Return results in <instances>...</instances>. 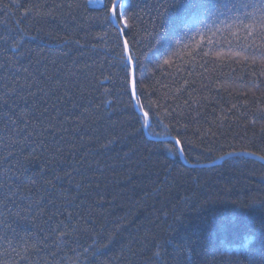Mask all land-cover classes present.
<instances>
[{
    "label": "trees",
    "instance_id": "16d2710c",
    "mask_svg": "<svg viewBox=\"0 0 264 264\" xmlns=\"http://www.w3.org/2000/svg\"><path fill=\"white\" fill-rule=\"evenodd\" d=\"M89 1L0 0V187L34 203L0 264H264V166L194 169L264 157V63L183 35L196 0H124L116 28Z\"/></svg>",
    "mask_w": 264,
    "mask_h": 264
},
{
    "label": "snow or ice",
    "instance_id": "6c2138e0",
    "mask_svg": "<svg viewBox=\"0 0 264 264\" xmlns=\"http://www.w3.org/2000/svg\"><path fill=\"white\" fill-rule=\"evenodd\" d=\"M177 3H183V0H172L171 3L163 5L165 12L157 13L161 21L168 10ZM193 7H198L199 12L193 15L184 24L181 30L183 35L187 36L191 31L201 32L202 30L210 32L212 37H216L217 34H220L224 37V43L227 44V52L229 54L235 53V55L239 56L242 53L245 60L251 59L253 63L259 60L261 63H264V0H196ZM106 11L107 20L114 28L117 27V22L123 24L124 27L128 26L125 20L126 6L124 0H112L111 4L106 6ZM159 27L162 28L161 23ZM117 31L119 32L120 30L117 29ZM229 34L231 37L230 39L228 38ZM233 41L236 42L235 47H233ZM207 44L213 45V39L208 38ZM197 46L201 47L203 51L201 45ZM213 50H215L214 46ZM221 54L222 53L217 52V58H219ZM203 55L209 56L210 52L203 51ZM121 59L124 60L126 64L125 79L131 78V99L135 101L133 107L138 109L134 113V118L139 122L142 115L145 125H148L149 114L144 111L140 99L136 95V87L139 83L135 79L137 64L133 62L132 56L129 54V45L127 41L124 42V50L121 54ZM165 63H168V61L165 60ZM233 155L236 154H229V156ZM261 159H264V157H261ZM13 184L16 185V191H13V187L6 182L0 187V227L11 229L14 234H17V239H19V231H29L27 221L33 212L34 203L31 201L25 203V200L28 198L21 194L19 177L13 181ZM2 188H7V192H4ZM28 191L32 192L33 189H29ZM44 231V229H41L37 233L35 238L36 248H41L42 245H48L49 240L52 239L50 236H45L43 234ZM47 231L57 232L60 231V228H49ZM0 239L4 240L8 244V247L11 248L21 260L29 258L18 250L16 244L9 239L7 232H5ZM29 239L32 238L29 237ZM57 246V244L52 245V247ZM24 248L27 252L29 245L24 243ZM48 250L51 251L52 248ZM7 255V252H5L6 259ZM13 264H15L14 261Z\"/></svg>",
    "mask_w": 264,
    "mask_h": 264
},
{
    "label": "water",
    "instance_id": "95a60500",
    "mask_svg": "<svg viewBox=\"0 0 264 264\" xmlns=\"http://www.w3.org/2000/svg\"><path fill=\"white\" fill-rule=\"evenodd\" d=\"M117 26H118V23H117ZM121 32V31H120ZM133 103H134V105H135V101L133 100ZM147 132V130L145 131V133ZM155 142H162V143H166V142H174V141H172V140H161V141H155ZM180 157H181V160H182V162H184V158H183V156H182V154H181V151H180ZM234 158H247V159H250V160H252V161H255V162H257V163H259V164H261V165H263L264 166V161L263 160H261V159H258V158H255V157H252V156H248V155H233V156H229V157H226V158H224V159H222V160H220V161H218V162H216V163H213V164H211V165H206V166H200V167H194V169L196 168V169H208V168H213V167H217V166H219L221 163H223L224 161H226V160H229V159H234Z\"/></svg>",
    "mask_w": 264,
    "mask_h": 264
},
{
    "label": "rangeland",
    "instance_id": "374dc122",
    "mask_svg": "<svg viewBox=\"0 0 264 264\" xmlns=\"http://www.w3.org/2000/svg\"><path fill=\"white\" fill-rule=\"evenodd\" d=\"M89 5H91L92 8H102L103 0H90Z\"/></svg>",
    "mask_w": 264,
    "mask_h": 264
},
{
    "label": "clouds",
    "instance_id": "9594fccd",
    "mask_svg": "<svg viewBox=\"0 0 264 264\" xmlns=\"http://www.w3.org/2000/svg\"><path fill=\"white\" fill-rule=\"evenodd\" d=\"M225 254H229L227 249H225Z\"/></svg>",
    "mask_w": 264,
    "mask_h": 264
}]
</instances>
